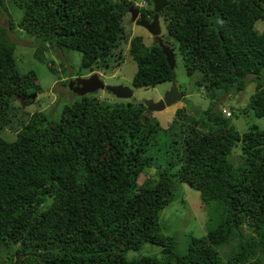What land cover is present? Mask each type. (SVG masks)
I'll list each match as a JSON object with an SVG mask.
<instances>
[{
    "label": "trees",
    "instance_id": "1",
    "mask_svg": "<svg viewBox=\"0 0 264 264\" xmlns=\"http://www.w3.org/2000/svg\"><path fill=\"white\" fill-rule=\"evenodd\" d=\"M9 2L22 11L17 24ZM131 4L0 0V126L16 124L17 134L0 138V264H264V127L241 132L217 106L254 82L247 108L264 118V28H255L264 0H170L161 10L164 42L177 43L188 74L201 73L197 85L211 102L196 116L183 154L141 183L159 133L143 103L86 94L64 105L58 119L18 113V98L41 86L33 70L16 67L9 34L16 26L50 48L80 52V68L90 72L119 66L127 44L135 88L171 81L157 43L126 30ZM141 13L152 17L151 0ZM46 49L35 47L34 56L47 62ZM238 143L241 161L231 159ZM179 183L199 192L209 214L207 232L189 234L185 253L159 221ZM146 243L160 246L161 256H128Z\"/></svg>",
    "mask_w": 264,
    "mask_h": 264
},
{
    "label": "rangeland",
    "instance_id": "2",
    "mask_svg": "<svg viewBox=\"0 0 264 264\" xmlns=\"http://www.w3.org/2000/svg\"><path fill=\"white\" fill-rule=\"evenodd\" d=\"M7 4L8 13L17 24L22 16V11L10 2ZM0 24L6 26V16L3 12L0 16ZM160 27L161 37L166 40L165 24L161 19ZM255 28L260 32L264 28V21H257ZM126 30L131 36L141 35L147 45L155 42L153 36L144 27L133 23L129 15L126 17ZM9 34L11 41L16 45L14 57L18 71L25 73L33 70L41 86L35 97L18 98L17 104L20 107L18 113L26 116L35 111H43L49 117L58 119L64 105L80 98L69 86L71 78L78 75L87 76L92 72L89 68H80L81 54L78 51L50 48L47 43L21 31L17 26ZM167 41L174 47L175 66L173 72L176 86L183 93V97L163 110L145 112L147 116L151 117V120L157 121L159 133L156 137L157 142L153 143L148 151L150 154L148 155L153 158L151 167L140 175L139 183L146 177L154 175L158 167L160 169L167 168L166 162L172 157L183 154L185 141L191 133L196 116L199 117L200 111L206 109L211 102L204 90L197 85L201 73L195 71L188 74L177 43L172 38L167 39ZM40 45L47 47L44 51L47 62L40 61L34 56L35 47ZM127 48V44L123 45L124 57L119 66L98 69V72L105 84H121L132 88V97L119 99L106 90H98L91 95H97L100 100L122 101L127 105L129 103L139 105L148 99L159 100L171 87V81L159 83L154 87L135 88L132 85V78L137 67L135 61L127 54ZM48 62L52 63L51 66ZM254 91L255 83L250 82L243 91L235 95L222 96L217 103V106L222 110L243 111L236 116L232 114L231 117L232 123L241 132L246 131L252 124H257L260 128L264 127V118L254 116L253 112L247 108L249 97ZM15 127L16 124H13V128L0 126V138L7 141L15 140L17 135ZM240 154V143H238L233 150L231 159L241 161ZM200 202V195L197 190L186 183H179L175 190L174 200L160 211L159 221L162 226V233L175 237L176 249L179 253H185L189 243V234L202 236L207 232L208 208L201 205ZM231 247L232 245H227L224 248L229 249ZM142 254L160 257L161 247L146 243L140 250L128 252L129 257Z\"/></svg>",
    "mask_w": 264,
    "mask_h": 264
},
{
    "label": "water",
    "instance_id": "3",
    "mask_svg": "<svg viewBox=\"0 0 264 264\" xmlns=\"http://www.w3.org/2000/svg\"><path fill=\"white\" fill-rule=\"evenodd\" d=\"M153 3V15L151 19H148L144 14H139V10L131 5L128 9L130 13L131 21L136 25L144 27L157 45L161 48L170 69L173 70L175 66V54L173 49L164 44L161 37V27H160V12L161 10L170 3V0H151ZM69 86L74 90L79 96H84L89 93H94L98 90H106L112 93L116 98L119 99H129L132 97L133 90L128 86H123L121 84H105L102 80L99 72H92L88 76L76 77L70 80ZM36 93H32L29 96L35 97ZM183 93L180 92L176 86L174 72L171 79V87L167 90L162 98L159 100L148 99L143 101V104L149 111H160L165 109L172 103L181 100ZM34 99V98H33ZM129 105V104H128Z\"/></svg>",
    "mask_w": 264,
    "mask_h": 264
},
{
    "label": "clouds",
    "instance_id": "4",
    "mask_svg": "<svg viewBox=\"0 0 264 264\" xmlns=\"http://www.w3.org/2000/svg\"><path fill=\"white\" fill-rule=\"evenodd\" d=\"M132 1V4L131 5H133L135 8H137L138 10H139V14H143V13H141V7H144V6H139L138 5V3L140 2V1H142V0H131ZM145 1V3H146V0H144ZM130 5V6H131ZM129 6V7H130ZM146 6V5H145ZM129 9V8H128ZM129 16H130V13H129ZM148 18V17H147ZM152 18V17H151ZM151 18H148V19H151ZM130 19H131V17H130ZM159 19H160V16H159ZM133 22V21H132ZM134 23V22H133ZM162 40H163V38H162ZM163 42H164V40H163ZM154 43H156V42H154ZM164 44H166L165 42H164ZM166 45H168V44H166ZM168 46H170V45H168ZM171 47V46H170ZM172 48V47H171ZM52 64V63H51ZM96 70H94V71H92V72H95ZM96 72H98V71H96ZM88 76V75H87ZM76 77H83L82 75H78V76H76ZM75 77V78H76ZM74 78V79H75ZM72 80V79H71ZM97 92V91H96ZM33 93H36V92H33ZM95 93V92H94ZM29 94H31V93H29ZM89 94H92V93H89ZM27 97H29L28 95H27ZM101 100H103V99H101ZM106 100V99H105ZM231 114H232V112H231ZM229 115V116H232V115ZM226 115V114H225Z\"/></svg>",
    "mask_w": 264,
    "mask_h": 264
},
{
    "label": "built area",
    "instance_id": "5",
    "mask_svg": "<svg viewBox=\"0 0 264 264\" xmlns=\"http://www.w3.org/2000/svg\"><path fill=\"white\" fill-rule=\"evenodd\" d=\"M138 5L139 6H145L146 5V3H145V1L144 0H142V1H140L139 3H138ZM224 111V113L227 115V116H229L230 114H231V111L229 110H223Z\"/></svg>",
    "mask_w": 264,
    "mask_h": 264
},
{
    "label": "flooded vegetation",
    "instance_id": "6",
    "mask_svg": "<svg viewBox=\"0 0 264 264\" xmlns=\"http://www.w3.org/2000/svg\"><path fill=\"white\" fill-rule=\"evenodd\" d=\"M75 78V76H73L71 79H74ZM28 96H29V94H28Z\"/></svg>",
    "mask_w": 264,
    "mask_h": 264
}]
</instances>
